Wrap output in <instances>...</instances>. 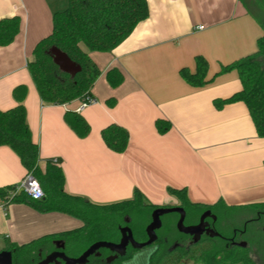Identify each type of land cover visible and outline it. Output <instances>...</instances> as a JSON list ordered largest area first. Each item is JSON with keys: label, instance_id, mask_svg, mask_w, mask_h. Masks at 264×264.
Here are the masks:
<instances>
[{"label": "crops", "instance_id": "0c3cea01", "mask_svg": "<svg viewBox=\"0 0 264 264\" xmlns=\"http://www.w3.org/2000/svg\"><path fill=\"white\" fill-rule=\"evenodd\" d=\"M146 3L148 17L127 38L110 52L89 53L100 75L90 91L94 103L77 111L80 99L43 103L27 70L33 48L50 33L53 13L65 9L67 0H0V19H20L14 40L0 47V110L14 107L13 88L26 85V120L39 165L56 161L67 194L108 204L129 199L138 189L150 203L164 205L175 201L167 192L171 187L185 188L195 203L264 202V138L257 136L243 102L220 109L213 103L240 90L235 70L216 74L222 65L256 51L262 25L240 0ZM51 54L61 70H77L60 51ZM196 56L208 63L210 82L202 87L187 84L179 74L182 68L195 70ZM111 68L123 75L116 88L105 78ZM109 98L115 99L112 107L106 105ZM66 111L82 115L90 126L88 136L74 134L64 121ZM157 119L170 123L165 134L157 132ZM111 123L129 134L121 154L109 150L100 135ZM26 172L16 154L0 146V188L18 185ZM81 225L71 215L39 212L25 203L3 209L0 200L2 245L25 244ZM152 252L138 250L122 264H148Z\"/></svg>", "mask_w": 264, "mask_h": 264}, {"label": "trees", "instance_id": "16d2710c", "mask_svg": "<svg viewBox=\"0 0 264 264\" xmlns=\"http://www.w3.org/2000/svg\"><path fill=\"white\" fill-rule=\"evenodd\" d=\"M240 2L264 29V16L259 18L256 14L264 13V0ZM147 17L146 0H67L65 9L53 13L50 33L36 43L27 62V70L40 100L45 104L61 105L90 96L100 71L89 53L112 51ZM19 25L18 16L0 19V47L14 40ZM52 49L63 53L77 66V70L74 73L61 70L51 54ZM260 58H264V35L258 38L254 53L220 67L216 75L235 70L241 88L229 97L214 99L213 103L220 109L226 104L243 102L257 136L264 138V67L260 64ZM207 69L206 59L196 56L195 70L190 72L182 68L179 74L187 84L202 87L210 82L206 78ZM105 78L111 88L118 87L123 81V75L117 68L109 69ZM27 92L26 85H17L11 92L16 105L8 110H0V146L9 147L24 169L34 174L44 195L40 199H32L23 191L10 195L15 186L0 188L2 206L7 208L12 203H25L39 212L55 211L71 215L81 220L82 225L76 229L43 235L25 244L6 242L0 251L11 253L12 264H37L55 251L77 258L95 242L118 243L120 230L124 227L131 230L135 241L144 242L147 240L145 229L151 213L158 207H182L185 211L184 225L189 218L199 217L208 208L264 207V202L242 206H227L222 200L211 205L195 203L189 200L185 188L171 187L167 192L175 199L174 205L152 204L138 189H134L129 199L108 204H96L82 196L67 194L64 191L62 169L52 161H47L44 168L39 165L38 146L31 139L26 120L24 100ZM114 104L115 99L106 100L107 106L112 107ZM63 118L77 137L85 138L90 133V126L79 113L66 111ZM170 127L168 121H155L159 134H165ZM100 135L105 146L114 153H123L128 145V131L114 123L102 128ZM173 216L179 218L177 213L161 217V227L156 230L157 239L151 245L155 249L149 256L148 264H188L191 261L195 264H238V260L241 264H254L247 254L225 250L222 242L215 237L203 235L194 241L190 235L180 233L174 221L165 225V219ZM172 223L175 225L173 229L169 227ZM191 223L194 222L187 224ZM136 251L129 245L123 255H116L101 248L88 258L86 264H122ZM52 264L64 262L58 260Z\"/></svg>", "mask_w": 264, "mask_h": 264}, {"label": "flooded vegetation", "instance_id": "af4514ba", "mask_svg": "<svg viewBox=\"0 0 264 264\" xmlns=\"http://www.w3.org/2000/svg\"><path fill=\"white\" fill-rule=\"evenodd\" d=\"M203 214L206 215L203 219L205 231L200 238L203 235L215 237L225 250L247 254L254 264H264V207L208 208L202 211L197 222L186 226L197 225ZM237 262L241 264L240 260Z\"/></svg>", "mask_w": 264, "mask_h": 264}, {"label": "water", "instance_id": "95a60500", "mask_svg": "<svg viewBox=\"0 0 264 264\" xmlns=\"http://www.w3.org/2000/svg\"><path fill=\"white\" fill-rule=\"evenodd\" d=\"M170 213H177L179 215L176 223V228L180 233L190 235L194 238V240H198L201 234L205 231L203 225V219L206 216L205 214L201 216L200 222L197 225L186 226L184 225L185 211L182 207H158L151 213V222L145 229L147 240L144 242L140 243L135 241L132 236L131 230L128 227H124L120 230L121 237L118 243H111L106 241L95 242L77 258H70L62 252L55 251L46 256L37 264H52L57 262L58 260L63 261L64 264H86L88 258L91 255L95 254L101 248L108 249L111 252H114L116 255H123L129 245L134 249L141 250L155 243L157 239L156 230L161 227V217ZM0 264H12V255L9 251H0Z\"/></svg>", "mask_w": 264, "mask_h": 264}, {"label": "built area", "instance_id": "2783aa9c", "mask_svg": "<svg viewBox=\"0 0 264 264\" xmlns=\"http://www.w3.org/2000/svg\"><path fill=\"white\" fill-rule=\"evenodd\" d=\"M199 29H202V26H200ZM92 103H94V100L91 96L82 98L81 105L77 111L84 109L87 105ZM52 162L55 163L56 161L54 160ZM20 191H23L32 199H40L44 195L43 190L40 187L39 181L31 172H26L21 182L18 185H15V190L10 192V195H15ZM2 208L5 209L3 206Z\"/></svg>", "mask_w": 264, "mask_h": 264}, {"label": "rangeland", "instance_id": "374dc122", "mask_svg": "<svg viewBox=\"0 0 264 264\" xmlns=\"http://www.w3.org/2000/svg\"><path fill=\"white\" fill-rule=\"evenodd\" d=\"M262 4H264V2H262ZM262 9L264 10V7L262 6ZM256 14H258V17L259 18H262L264 16V13H261V12H257ZM260 64L262 65V67H264V58H260ZM165 204H168V205H174L175 204V201L173 200V202H168V203H165ZM202 204V203H201ZM194 217V216H193ZM197 219H198V216L197 217H194V218H189L188 221H185V224L188 225L187 223H190V222H197ZM177 220L178 218L176 216H173V217H170V218H166L165 219V225L168 223H171L172 221H174V224L176 225L177 223ZM151 222V217H150V220L148 222V224ZM173 224V223H172ZM170 224L169 227L171 226L172 229L173 227H175V225L173 224ZM235 226H238V223H235L234 224ZM239 227V226H238ZM176 229V228H175ZM177 231V230H176ZM0 247H4V244L2 245V243L0 242ZM155 247L154 246H148V247H145L144 249H141V251L145 250H149V251H154ZM188 264H195L194 262H189ZM198 264V263H196Z\"/></svg>", "mask_w": 264, "mask_h": 264}]
</instances>
